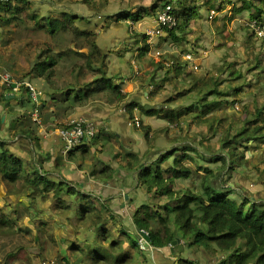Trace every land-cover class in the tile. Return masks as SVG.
I'll return each instance as SVG.
<instances>
[{
	"label": "trees",
	"instance_id": "trees-1",
	"mask_svg": "<svg viewBox=\"0 0 264 264\" xmlns=\"http://www.w3.org/2000/svg\"><path fill=\"white\" fill-rule=\"evenodd\" d=\"M230 1L165 0L162 3L159 0L151 4L149 11L155 18L159 11L169 6V14L174 18L175 23L170 28L165 27L164 33L172 41L189 46L191 43L187 36L192 32L191 20L194 19L197 22L202 18L203 13L200 7L205 5L209 12H216ZM86 2L92 5L93 0H86ZM232 11L236 14L248 11L249 22L254 19L257 26H264V0H240L238 6L233 4ZM24 13H27L28 17L34 21L36 28L45 29L51 36L63 38L65 33L69 32L73 39L83 38L90 46V52L84 56L85 66L98 76L75 89L67 87L61 92H51L49 97L60 102V106H64V103H66L65 107H70L74 103L81 104L102 93L106 96L107 102H125V112L130 120L133 118L135 107L139 108L143 115H158L165 119L168 126L154 130V133L166 134L171 126L181 129L182 123L190 125L191 122L205 123L208 130H214V121L216 124L221 118L217 115L206 116V114L212 109L221 108L224 104L225 106L231 104L228 107L233 108L229 98L240 95L241 86L231 85L232 80L239 78L245 80L240 70L231 69L228 78H221L222 73L228 68H233V63L227 64L215 77L211 72H206L193 74L195 77L189 79L193 70L186 61L184 63L179 60L168 61L171 62L169 65L167 62L164 65V62L158 61L150 74L149 83L156 77L158 70H163L164 77L153 84L155 91H150L148 97L161 91L162 82H166L168 80L166 77L172 74L173 77L186 75V79L189 80L187 86L175 88L177 84H174L175 92L172 94L168 92L160 107H147L132 100L126 102L127 96L121 92L120 84H114L113 78L106 76L107 56L97 46L96 34L75 25L76 21L83 19L82 17L66 12H62L59 18L40 17L33 12L30 2L16 0L0 3V27L4 24L24 23L25 20L22 19ZM113 15H115V21L129 19L132 23L137 22L141 17L140 14L129 10H119ZM215 17L209 19L207 15L206 19L211 21ZM252 32L255 35L254 31ZM147 39L148 37L143 33L140 55L148 53L151 49ZM51 51V48L47 47L39 53L38 60L29 71L32 78L44 77L50 80L54 75L57 58L64 53L67 54L61 52L53 55ZM42 54H46L43 59ZM94 63L98 65L95 66ZM261 71L264 72V68ZM225 82L230 83L231 87L224 89ZM21 87H23L22 95L15 96V99H18L20 104L32 101L28 88L23 85ZM24 94L27 96L26 99L23 98ZM236 99L239 101V98ZM0 101L8 102L9 100L2 95ZM32 102L36 103V101ZM40 108H44L42 102ZM244 109L247 116L235 122L239 125L229 123L223 128L219 140L221 152L215 154L203 152L200 149L202 143L196 142V137L188 138L186 128L184 135L187 136V140L189 139V143L171 147L157 154L149 162L138 161L137 156L131 154L133 161H130L128 166L136 172L137 186L143 187L146 194L154 198H166L163 204L142 202L132 213L134 226L148 235L150 246L175 248L181 244L186 248H201L210 254L219 251L220 258L213 264H264V201L243 192L236 185L214 186L209 181V177L215 172L208 166L209 164L220 162L219 168L234 170V166L245 161L244 153L251 145L254 147L264 145L263 108H255L253 111L248 110L247 107ZM31 112L24 111L20 116L12 119L7 128L0 124V180L6 183L8 188L14 187L20 192L23 189L27 190L26 196L32 199V203L39 197L43 201L50 200L51 208L59 215L67 217L69 223L75 228L96 229V243L71 242L68 256H60L59 261H63L64 264H138V261L135 263L136 254L140 252V255L144 256L145 249L141 248L137 237L129 234L126 228L117 225L115 212L110 207L109 199L101 201L94 194L80 188V185L70 183L61 177L53 178L51 173L43 168L41 158L34 160V154L30 153L29 156L23 157L12 150L10 142L15 141L16 137V140L22 139L28 144L27 147L31 153L34 151L30 144L34 146V149L35 146L39 147L38 137L30 125ZM62 126L63 123L60 124V127ZM218 126L222 127V124ZM137 129L146 138H149V134L153 131L149 125L141 122ZM99 133L98 128L95 137ZM10 135H12L11 138H9ZM181 141L183 140H179L180 143ZM249 142L251 145L248 144ZM87 144H81L70 150L66 154L67 159L74 155L75 150H80L84 155L87 152ZM237 146H241L243 150L237 151ZM191 152L194 156L190 154ZM147 154L145 153L144 159ZM57 161H60V158H57ZM199 171L203 172L199 191L176 186L178 180L189 179ZM12 192L16 193V190ZM69 196H75L79 201L89 197L94 202H68ZM18 204L21 205L22 210L13 208L7 211L6 207L0 206V232L14 230L22 235L32 233L31 228H22L18 225V221L23 214L30 213V225H34L32 212L34 213L35 210L29 203L18 202ZM36 225L38 230H42L50 239H53V235L48 233L45 221H38ZM137 233L141 237L138 231ZM174 240L177 241L175 245L172 244ZM124 243H128L129 247H123ZM72 254L75 255L74 260H71ZM177 264L196 263L190 258L180 257Z\"/></svg>",
	"mask_w": 264,
	"mask_h": 264
},
{
	"label": "rangeland",
	"instance_id": "rangeland-1",
	"mask_svg": "<svg viewBox=\"0 0 264 264\" xmlns=\"http://www.w3.org/2000/svg\"><path fill=\"white\" fill-rule=\"evenodd\" d=\"M45 1L50 3L48 0ZM53 1L55 2L53 4L56 9L79 12L87 17H90V22L94 27L93 31L97 33L98 31L102 32L100 37H103V40L101 43L104 42L105 46L107 45L109 49H116V51L117 48L119 49L120 46H123L122 41L127 39V37L134 36V38H136V35L131 34L137 32V29H141L142 32L145 33L147 30L156 27L155 18H152L149 9L152 7L151 4L154 1L159 0H93L92 5H89L86 0ZM164 1L165 0H161L162 3ZM233 4L238 6L240 4V0H231L228 4L225 3L220 10L214 12L213 14L211 11L209 12L205 5H202L200 7V11L203 13L202 18L198 19L197 22H195L193 18V20H191L192 32L187 36L191 43L189 46L185 43L178 44L177 42L172 41L165 33L159 37L150 39V42L152 43L150 44L151 49L148 53L151 62L150 68L154 69L155 63L158 61L164 62V65L165 62L168 63V61L176 60L184 63L186 61L184 56L190 53L193 61V63H191V69L193 71H191L190 76H192L189 79L195 77L193 74H205L206 72H211L215 77L219 75V73H221L224 67H226L229 63H233V68H228L226 72L222 73L221 78H228L231 69L240 70V72L245 76V80L243 78H239L231 81L232 86L239 85L242 88L240 95L236 97L239 98V101H237L238 99L236 98H229V102L232 103L234 109L228 107L231 104H228V106H225L224 104L221 108L212 109L208 114H206V116L217 115L221 118L216 124L214 121V130H208L205 123L199 124L196 122H191L190 125H187L188 123H182L181 129L171 126L170 128L172 130L169 132L170 136L167 138L169 139L167 143H172V146H175L173 142L180 143L179 140L181 139L187 143L190 142L189 139H186L187 136L184 135V129L187 128L188 138L196 137V142L200 141L202 143L200 149L203 152L208 154L221 152L219 140L221 138L223 128H225L229 123L239 125V123L235 122L240 119H244L247 116L244 107H247L250 111L261 107L264 110V72L261 71V69L264 68V42L253 34V29L249 26V24L255 21L253 19L249 22L248 11L236 14L232 11ZM33 8L34 10L38 8L37 2H34ZM119 10H129L135 14H140L141 17L136 23H132L129 19L124 21H115V15L113 14ZM211 14L213 17H216L209 21L206 18L208 15V18L210 19ZM22 19L25 20V29L23 27V22H21L17 25L14 23L11 25L4 24L5 26L2 25L4 26V29L0 31V87L5 86L2 83V76L6 74H8L13 81L18 83H30L33 88H36L37 90H42L41 85L43 84H45L48 88H54L52 90H55L57 86H61L64 83L74 80V75L82 77V81L85 78L88 79L90 77L91 74L88 70L84 69L82 72L80 70V66H83V60L73 56V52L69 49L68 45L75 40L73 39L71 33L66 32L63 38L52 37L48 32H42L34 27L33 30L27 28L26 24H30L33 21L26 13L22 15ZM5 39L7 40L6 45L3 43ZM198 40L201 42L199 43ZM56 43L64 45L61 49H65L69 59L59 62L55 71V78H50V80H46L44 78H32L29 71L35 61L38 60V58L35 57L38 51L41 52L45 50V46L48 45L55 47L54 45ZM191 50H193V52H191ZM23 52H26V55H24ZM50 53L53 54L52 51ZM44 55L46 54H42V58ZM109 57L112 62L114 57H112V55ZM126 58L127 62L131 63L130 54H127ZM194 65H196V69L192 68ZM254 66L257 67L254 68ZM131 67L133 66L131 65ZM71 69H73V72H71ZM27 70L29 71L27 72ZM163 77V70H158L157 80L154 83L157 81L159 82V78L161 79ZM87 79L85 81H87ZM166 79H168L166 82H162L163 86L161 91H157V94L155 93L154 95L156 102L164 101V97L167 96L166 94H168V92L172 94V92H175V88L187 86V83L189 82L184 74L174 77L172 74L166 77ZM174 84H177L175 88H173ZM223 86L224 89L231 87L228 82H225ZM22 89L23 87H20V91ZM153 90L155 91V87H153ZM66 109L61 106L56 109V114L58 116L67 115L70 111L66 112ZM31 119V128L36 133L38 125L36 122L31 121ZM219 124H222V127H219ZM158 135L156 133H151L147 141H144L143 139L142 141L151 147V145H154V141L157 139L156 137ZM11 136L12 135H10L9 138H11ZM10 143L12 150L20 153L23 157L29 156V153L31 155L33 154L31 151L29 152V147H27L28 144L22 139L11 141ZM248 144L251 145V142ZM168 146H171V144ZM237 148V151L243 150L241 146H237ZM257 149L258 148L252 146L245 151V161L234 166V170H229L228 168L227 170L222 167V169L219 168L221 166L220 162L209 164L208 166L215 171L213 175L209 177L210 183L214 186L231 183L236 185L237 188H241L243 192L252 195L256 199L264 201V157L261 158V160H256L257 158L255 157H257ZM151 150L152 149L150 148L148 151V158L153 156L150 155L153 154ZM162 152L157 153L159 154ZM75 159L78 158L76 157ZM46 166L49 167L50 165ZM52 175L54 178H59L57 177L58 175ZM201 176L202 175L200 173L195 172L193 174V179H180L179 182L182 186H186L183 187L184 189L192 187L193 190L199 191L201 189ZM69 178L66 177L63 179L70 183L76 182L73 177ZM127 186L130 188L131 183L127 184L125 187ZM15 190L16 193H13L12 191ZM27 193L28 191L25 189L20 192V190H17L14 187L8 188L6 183L0 180V206L6 207L7 211H10L13 208L22 210L21 205H19L18 202H27L31 204L33 210H35L34 213L32 211L31 212L32 217L37 220L39 215L36 214L40 213L41 210L44 212L48 211L49 205L46 202H50V200L43 201L40 199L41 197H39L32 203V199L26 196ZM122 194L119 193L120 197H123ZM126 194H130L131 196L135 194L137 200H142L144 198L145 200L142 201L151 202V204H163V202L166 201L165 197L154 198L152 196H144L143 190L134 192L129 190ZM67 200L68 202H94V200L89 197L80 199L79 201L78 199L76 200L75 196H69ZM119 203L124 204V206L118 205L116 207L122 215H127L129 208L133 209V205L128 200L127 202L122 200V202ZM49 210L50 213L53 212V210ZM29 214L30 213H25L19 218V225L25 228H31V234L22 235L14 230H4L0 232L2 233L1 236L5 238V240L0 241V243L4 242V245L0 247L1 262L4 261L5 264H8L10 261V264H40V262L45 259H61L58 253H53L51 250L48 251L51 241L48 239L47 234L43 233L42 230H38L36 225L37 221H34L35 225H29L27 222V220L31 219ZM40 215L41 216L39 217L41 219L47 220L49 225L48 230L50 232H55L56 228L58 230V234H60L59 230H67L68 227L66 228V226L62 224L59 225L58 223L60 222L58 221L57 223L54 218L47 219V216L44 213ZM80 233L81 239L83 231H80ZM140 240L141 237H139L138 242ZM174 249L176 257L174 262H178L180 257H184L194 260L196 264H213L219 260L221 255L219 251L210 254L201 248H185L181 244L172 248L173 251ZM201 251L204 252V257L202 256ZM153 252L146 251L144 252V256H141L140 252H138V254H136L135 263H137V260H141L138 264H169L168 261L162 260L163 255L161 252Z\"/></svg>",
	"mask_w": 264,
	"mask_h": 264
},
{
	"label": "crops",
	"instance_id": "crops-1",
	"mask_svg": "<svg viewBox=\"0 0 264 264\" xmlns=\"http://www.w3.org/2000/svg\"><path fill=\"white\" fill-rule=\"evenodd\" d=\"M27 1L30 2L33 12L38 14L40 17L51 16L54 18H59L62 12L71 13L82 17L83 19L76 21L75 25L82 30L90 31L96 34V44L102 52L106 53L107 56L106 76L113 78L114 84H120L121 92L126 94L127 96L125 101L126 102L130 100L136 101L139 104L147 107L161 106L162 102L155 101L154 98L155 94L148 97L149 92L153 90V86H154L153 84L157 80V75L155 78L151 80L150 82L151 84H150L149 83L151 77L150 74L153 71V68H150L151 62L148 55L149 52L140 55L139 49L143 46L142 35L144 33L142 32L141 29L139 30L136 28L137 32L131 34V35H136V38H134V36L127 37V39H124L122 41L123 46L122 47L120 46L119 49L117 48L116 51V49L114 50L109 49L107 45L106 46L104 45V42L101 43V41L103 40V37H100L102 32L98 31L97 33L93 31L94 27L93 24L90 22L91 21L90 17H87L86 15H83L79 12L56 9L54 7L53 3L55 2L53 0H48L50 3H48L45 0H36V1L27 0ZM34 2H37L38 5V8L35 10L33 8ZM152 18L154 17L152 16ZM31 23L26 24V27L33 30V27L34 28L36 27L34 25V21ZM24 24L25 21L23 25ZM3 27L4 26L0 27V31L4 29ZM23 27L25 29V25ZM36 29L42 32H46L45 29H38V28ZM6 42L7 40L5 39L3 42L4 45L7 44ZM200 42L201 41H199V43ZM54 46L55 47L48 45L45 46V49L47 47H50L53 55L54 54L57 55L58 53L65 52V49H61L62 47H64V45H60L56 43ZM68 46L69 49L73 52V56L83 60L82 61L83 66H80L81 72L84 69L88 70L91 74L90 77L88 79L85 78L82 81V77L80 76L77 77L74 75L73 76L74 80L64 83L63 85H61L62 87L57 86L55 90H52L54 88H48L45 84H43L41 85L42 90H37L35 88V90L37 91L36 103L32 101H26L24 104H20L18 102V99H15V96L19 97V95L20 96L22 95V91H20L21 86L17 90H14L13 88L9 89L8 87L5 86L0 87V96L7 95L6 98L9 100L8 102L0 101V124H2L4 128H7L9 126V122L12 119L20 116L24 111L30 112L33 110H37L40 116V123L39 124L37 123L38 126L36 130V136L38 137L39 147L35 146L34 149V146L30 144V147L34 151L33 152L34 160L36 159V156L38 159L41 158L43 160V168L47 170V172H50L51 176H53L52 174H55L58 175L57 177L59 178L73 177L76 180V182L73 184L80 185V188H82L84 191L94 194L95 196L100 198L101 201L109 199L111 202L110 207L115 212L117 225L126 228L129 234L139 239L137 228L134 226L132 221V213L142 202H145L142 201L145 199L143 198L142 200L140 199L137 200L135 194L131 196L130 194H126V193L129 190H131L132 192L143 190L144 196L148 197L150 195L146 194L143 187L137 186L136 172L135 170L130 169L128 166V163L130 161H133V157L131 156V154L136 155L138 161L143 160L144 162H149L156 157V155L158 154L157 152H162V150L164 152L171 149V147L174 148L179 147L180 145L185 144L187 142L181 139L183 140L181 141V143L173 142L175 146H172V143H167L169 140L167 138L170 136L169 132L172 130L170 128L169 132L166 134L164 132L159 133V135L157 134L158 136L156 137L157 139H155L154 141V145L153 146L151 145V147H149V145L145 144V142L143 143L142 141V139L144 141H147L148 138H146L139 129L129 124V120H130L129 115L125 112V108H124L126 103L107 102L105 98L106 96H104V94L102 93H100V95H97L95 97L89 98L88 100L84 101L81 104L74 103L70 107H65L66 103H64L63 108L64 109L67 108L66 112L68 111L70 112L64 116L63 115L58 116L56 114L57 113L56 109L61 107L60 106L61 103L51 99L49 97L50 93L61 92L67 87L75 89L76 87L81 86L86 82H88L89 80H92L93 78L98 76L93 74V72L88 68H86L85 66L86 62L84 56L90 52V46L88 42H86L83 38H80V39H75ZM39 53L40 51H38V53L36 54L35 56L36 58L39 55ZM23 54L26 55V52H23ZM127 54H130L131 63L127 62V58H128V56L126 58ZM111 55L112 57H114L112 62L109 57ZM65 59H69V57L65 53L61 57L57 58V64L54 67V75L51 77L52 79L55 78V74H56L55 71L59 62L64 61ZM94 65L97 66L98 64L94 63ZM131 65L133 67H131ZM28 71L29 70H27V72ZM71 72H73V69H71ZM36 78L42 79L44 77H36ZM86 79L87 81H85ZM26 97L27 96L24 94L23 98L26 99ZM41 102L44 104L43 109L40 108ZM80 116L93 121L98 126L100 133L99 135H97V137L93 138V140H91L87 144V152L84 155L81 154L80 150H75L74 155L70 159H67L66 154L70 150L66 154L63 153L64 144L58 134V129L60 128V124L64 123V121L67 120L68 118L80 117ZM133 116H137L142 124L149 125L153 129L151 133H154V130L163 129L168 126V123L165 119L158 117V115H152V116L143 115L140 112L139 108L137 107L133 109ZM151 133L149 134V136L151 135ZM16 139L17 137L15 138V141ZM170 144L171 146H168ZM252 146L254 147V145ZM150 148L152 149L151 152L153 153L150 155L153 156L150 158L146 157V159H144L145 153H148ZM255 148H258L256 153L257 157L255 158H257L256 160H261V158L264 157V145H261L259 147L255 146ZM190 154L193 155L192 152ZM76 157L78 159H75ZM57 158H60V161H57ZM46 165H50V166L47 167ZM105 168L107 169L105 170ZM198 173H200L201 175L203 174L201 171H199ZM190 179H193V176L188 180ZM179 181L180 180L176 182V186H178V188L179 186L180 188L186 187V186H182ZM129 183H131V187L130 188H128V186L125 187ZM228 184L234 186V184L231 183ZM190 189L193 190L192 187ZM194 191H198V190H194ZM119 193L120 194L123 193L122 194L123 197H120ZM119 197L121 198V200ZM122 200L124 202H127L128 200L133 205V209L129 208V212L127 215H122L121 212L116 208L118 205L124 206L123 203L122 204L119 203L122 202ZM46 203H48L49 209L53 210L51 208L52 203L51 202H46ZM49 209L46 212L41 210L40 213L36 215L41 216L40 214L44 213L47 216V219L54 218L57 223L58 221L60 222L58 223L59 225L62 224L66 226V228L67 227L68 228L65 231L59 230L60 234L57 233L58 231L57 228L55 232H50L48 230V233L53 235L52 236L53 239H50V237L47 236L48 239L51 241L48 251L51 250L53 253H58L60 256L67 257L69 254V245L71 242H77L81 244L96 243L97 232L95 228H91L88 230H84V228L82 227L75 228L73 225L69 223L67 217L59 215L54 210L52 213H50ZM39 216L37 220L34 219V221H37V224L38 221L39 222L45 221L47 223L46 227L48 229L49 225L47 220H43ZM27 222L30 225L31 221L27 220ZM18 225H19V221H18ZM80 231H83L81 239H80V234H81ZM2 240H5V238L0 235V241ZM3 245L4 242L0 243V247ZM123 247H129V244L124 243ZM144 249H145L144 252L159 251L163 255L162 260L168 261L169 264H177L176 261L174 262L176 258L175 249L173 251L172 247L166 246L162 248H157V247L149 246L148 248H144ZM201 254L204 257V252L201 251ZM74 259H75V255L72 254L71 260ZM137 261L138 263H140L141 260L140 261L137 260ZM10 262L8 264H10ZM0 264H5V262L4 261L1 262L0 259Z\"/></svg>",
	"mask_w": 264,
	"mask_h": 264
},
{
	"label": "built area",
	"instance_id": "built-area-1",
	"mask_svg": "<svg viewBox=\"0 0 264 264\" xmlns=\"http://www.w3.org/2000/svg\"><path fill=\"white\" fill-rule=\"evenodd\" d=\"M16 0H0V3H7V2H15ZM169 6H166L164 10L159 11L157 13V16L155 17V24L156 27L153 29H149L145 32V35L148 37L147 42L149 44H152L150 41L151 38L159 37L164 33V28H170L174 25L175 20L174 18L169 14ZM213 14L214 11H211ZM211 14V18L213 15ZM251 28L253 29L255 35L257 38L264 41V26H257L255 22H251L250 24ZM159 55V54H158ZM186 61L191 67L192 57L191 54L188 53L184 56ZM171 62H168L167 65H169ZM192 68L196 69V65H194ZM2 83L6 87L13 88L14 90H17L21 85L26 86L29 90V97L32 101H36L37 91L33 88V86L30 83L27 82H21L18 83L16 81H13L12 78L6 74L2 76ZM15 84L13 87L12 85ZM31 118L34 122L40 123V116L37 110H33L31 112ZM129 124L134 127L140 126V119L137 116H133L131 120H129ZM98 131V126L91 120L86 119L84 117L80 118H68L64 123L63 126L58 129V134L63 141V153L66 154L69 150L74 149L76 146H79L81 144L89 143L93 138H95ZM142 238L139 241L141 244ZM40 264H64L63 261H59L56 258H50L45 259L40 262Z\"/></svg>",
	"mask_w": 264,
	"mask_h": 264
},
{
	"label": "water",
	"instance_id": "water-1",
	"mask_svg": "<svg viewBox=\"0 0 264 264\" xmlns=\"http://www.w3.org/2000/svg\"><path fill=\"white\" fill-rule=\"evenodd\" d=\"M13 87L15 86V84L12 85ZM7 97V95L5 96ZM12 97V96H11ZM3 120V119H2ZM139 234L141 235L142 238V242H141V246L142 248H148L150 246V239L148 237V235L146 233H144V231L142 230H138ZM177 243L176 240L172 241V244L175 245Z\"/></svg>",
	"mask_w": 264,
	"mask_h": 264
}]
</instances>
